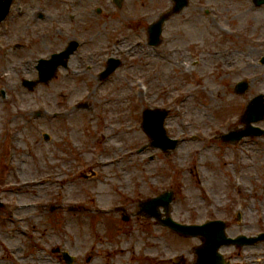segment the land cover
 <instances>
[{
    "label": "rangeland",
    "instance_id": "rangeland-1",
    "mask_svg": "<svg viewBox=\"0 0 264 264\" xmlns=\"http://www.w3.org/2000/svg\"><path fill=\"white\" fill-rule=\"evenodd\" d=\"M23 1L24 14L15 3L0 24V264H64L63 250L76 257L73 264H173L168 259L180 253L188 259L197 240L136 214L121 220L123 209L135 213L138 198L163 189L176 191L172 216L180 222L226 218L237 231L243 230L235 225L240 213L249 230L256 222L254 231L264 230V136L237 145L219 140L240 126L246 103L264 93V6L188 0L152 48L145 28L171 0H123L121 7L111 0ZM74 37L84 43L85 63L75 55L48 84L22 85L37 78L38 58ZM108 37L110 53L102 48ZM109 56L122 65L100 81L97 73ZM90 63L92 71H85ZM141 79L148 82L151 106L169 110L166 128L179 139L176 151L138 152L148 140L140 128L147 105L141 92L134 98ZM241 79L250 87L236 95L233 84ZM181 91L188 97L178 113L173 103L180 102L172 98ZM82 99L87 107L76 108ZM99 111L110 117V146L97 141ZM257 125L264 127V120ZM96 150L113 163L98 166ZM80 170L96 171L100 180L76 175ZM116 170L124 176L117 179ZM111 204L119 209L89 212Z\"/></svg>",
    "mask_w": 264,
    "mask_h": 264
},
{
    "label": "water",
    "instance_id": "water-1",
    "mask_svg": "<svg viewBox=\"0 0 264 264\" xmlns=\"http://www.w3.org/2000/svg\"><path fill=\"white\" fill-rule=\"evenodd\" d=\"M176 1V7L174 9V11H178L180 10L181 8H183L185 5H186V1L185 0H174ZM261 3V2H260ZM168 16V15H166ZM166 16H163L160 21L158 22V24L156 25V28L157 30L159 31L160 28H161V25H162V22L163 20L166 18ZM61 55H58V56H55L53 57V59L51 61H47L46 63H43L42 64V67H41V70L42 72L45 73V77L42 76V79L43 80H48L49 78H51L52 76V73L54 72V70L56 69V67L60 64L61 62ZM42 62H45V61H41ZM262 63H264V58L262 59L261 61ZM115 64H112L110 66V72L115 68ZM258 100H255L254 102H257ZM255 111H258V112H261V113H264V106L263 107H260V108H257ZM255 120H259V119H255ZM261 132H257L256 134H260ZM249 134L248 132H243L242 135H238L236 138V140L238 138H240L241 136L243 135H247ZM161 139H163V136L160 135ZM232 136L229 135V136H225L224 138L225 139H230ZM166 141V139H163ZM163 143V142H162ZM157 144H161L160 142H157ZM156 145V143H155ZM160 199H154L152 202L149 203L150 204H155L157 202H159ZM157 201V202H156ZM144 207V209H153L151 207H147V205H142ZM153 214V213H152ZM163 224L168 226L172 231L180 234V235H184V236H201L203 237L204 240H206L207 242L208 241H213L214 239H217V240H220L221 243H224V235H223V224L219 221L217 222H211V223H208L206 225H202V226H185V225H180V224H177L175 222H172L170 221L169 219L167 220H164L163 221ZM212 235L211 237H206V235ZM220 243V244H221ZM65 255V254H64ZM65 260L67 263H71L72 262V259H70L67 255H65Z\"/></svg>",
    "mask_w": 264,
    "mask_h": 264
},
{
    "label": "flooded vegetation",
    "instance_id": "flooded-vegetation-1",
    "mask_svg": "<svg viewBox=\"0 0 264 264\" xmlns=\"http://www.w3.org/2000/svg\"><path fill=\"white\" fill-rule=\"evenodd\" d=\"M250 255L251 256L245 257V260L250 261V262H252V261L255 262L257 260V258H256L257 253H255L253 251L252 254H250ZM225 256H226V259L228 261H232L233 263H236V264H239L240 259L243 257V255L240 253L239 249H232ZM193 259H194V257L192 258V260Z\"/></svg>",
    "mask_w": 264,
    "mask_h": 264
}]
</instances>
